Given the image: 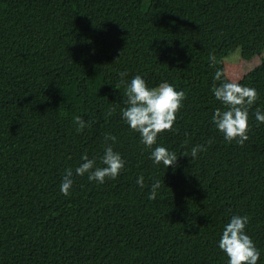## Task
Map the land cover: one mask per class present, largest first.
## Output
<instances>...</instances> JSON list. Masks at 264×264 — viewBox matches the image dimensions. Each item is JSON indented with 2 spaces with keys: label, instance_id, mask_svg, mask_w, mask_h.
Wrapping results in <instances>:
<instances>
[{
  "label": "trees",
  "instance_id": "16d2710c",
  "mask_svg": "<svg viewBox=\"0 0 264 264\" xmlns=\"http://www.w3.org/2000/svg\"><path fill=\"white\" fill-rule=\"evenodd\" d=\"M239 48L263 53L264 0H0V264H226L217 242L236 214L264 264V61L245 73L225 59ZM218 68L257 91L243 145L211 123ZM135 75L185 94L156 141L176 153L168 168L121 117ZM106 144L120 174L61 194L65 170L83 154L101 166Z\"/></svg>",
  "mask_w": 264,
  "mask_h": 264
},
{
  "label": "clouds",
  "instance_id": "9594fccd",
  "mask_svg": "<svg viewBox=\"0 0 264 264\" xmlns=\"http://www.w3.org/2000/svg\"><path fill=\"white\" fill-rule=\"evenodd\" d=\"M209 59L215 61L213 56ZM126 75L124 72L119 74L122 80ZM212 80L211 92L223 107L214 110L211 123L225 141L235 140L237 144L243 145L249 139L247 135L249 107L256 101L257 91L253 87L228 80L219 68ZM125 83L127 99L124 101L126 107L121 109L123 121L139 134L140 143L150 149L149 159L153 164H163L166 168L174 165L177 161L176 153L157 145L156 141L160 133L172 129L176 113L182 106L184 92L177 90L167 81H162L156 87H149L141 75H135L130 82ZM254 115L258 124H264V111L257 108ZM105 140L115 141V137L106 135ZM202 151L204 146L196 145L191 148L190 154L185 156L196 159ZM80 161L74 171L65 170L59 186L61 194L65 196L70 194L74 176L87 175L88 181L103 184L105 178L115 179L125 166L121 153L115 151L111 144H106L103 149V155L100 157L101 166H97L96 159H90L87 154H83ZM136 183L143 187L144 176H139ZM160 187L159 180L151 184L148 194L150 200L156 198ZM247 223V216L236 214L222 227L217 246L227 257L226 264H258L261 253L247 234Z\"/></svg>",
  "mask_w": 264,
  "mask_h": 264
},
{
  "label": "rangeland",
  "instance_id": "374dc122",
  "mask_svg": "<svg viewBox=\"0 0 264 264\" xmlns=\"http://www.w3.org/2000/svg\"><path fill=\"white\" fill-rule=\"evenodd\" d=\"M241 49L235 50L233 53H231L229 56H227L225 59L226 61L232 62V63H241L243 71L249 72L253 68H255L257 65L261 64L262 61H264V51L261 55L255 56L251 60L244 59L242 57Z\"/></svg>",
  "mask_w": 264,
  "mask_h": 264
}]
</instances>
